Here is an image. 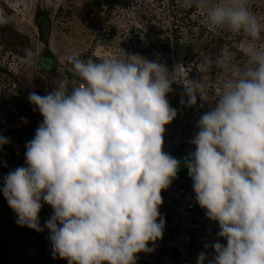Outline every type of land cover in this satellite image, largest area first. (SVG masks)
<instances>
[{"label":"clouds","instance_id":"9594fccd","mask_svg":"<svg viewBox=\"0 0 264 264\" xmlns=\"http://www.w3.org/2000/svg\"><path fill=\"white\" fill-rule=\"evenodd\" d=\"M181 4L203 11L209 30L247 39L243 64L227 48L205 61V70L228 73L215 99L204 79L178 82L165 64L122 49L99 61L68 55L71 82L61 79L44 95L29 93L43 120L25 145V166L3 177L0 192L17 225L48 230L53 259L136 264L138 253L154 251L149 244L162 239L165 227L161 192L180 166L163 151L165 125L177 115L167 95L182 83L187 105L197 96L215 101L200 116L190 141L195 151L185 158L195 200L219 229L197 264H264V21L248 0ZM8 23L0 10V26ZM25 56L30 66L39 62L31 49ZM9 142L0 135V147ZM42 201L53 210L43 227Z\"/></svg>","mask_w":264,"mask_h":264},{"label":"rangeland","instance_id":"374dc122","mask_svg":"<svg viewBox=\"0 0 264 264\" xmlns=\"http://www.w3.org/2000/svg\"><path fill=\"white\" fill-rule=\"evenodd\" d=\"M248 4L264 21V0H248ZM0 10L9 20L0 26V135L10 141L0 147V188L9 171L25 166V145L43 120L28 101L32 91L44 95L37 73L44 76L46 93L51 91L60 81L57 78H65L71 67L66 63L68 55L99 61L119 55L122 49L130 56L158 60L170 72L175 70L178 82L187 76L207 81L212 99L228 73L219 67L205 70V61L218 57L224 48L230 50L234 63L246 60L248 42L244 36L209 30L203 23V11L195 6L185 8L181 0H0ZM37 17L46 22L43 34L35 23ZM174 37H178L175 42ZM26 49L51 59L44 68L46 72L38 70L37 64L26 63ZM171 87L167 99L170 104L174 94L170 106L177 115L165 125L164 134L173 125V136L167 139L163 135V149L178 142L177 147L194 152L190 141L199 130V118L215 106V101L203 103L197 96L196 104L189 106L183 84L173 83ZM188 155L177 153L173 157L182 164ZM159 211L162 214L161 206ZM52 214L51 206L42 201L41 227ZM16 219L0 192V264H68L66 259H53L47 229L37 232L20 227Z\"/></svg>","mask_w":264,"mask_h":264},{"label":"built area","instance_id":"2783aa9c","mask_svg":"<svg viewBox=\"0 0 264 264\" xmlns=\"http://www.w3.org/2000/svg\"><path fill=\"white\" fill-rule=\"evenodd\" d=\"M64 76L65 78L60 76L57 79H68L70 82L73 79L71 73L68 75L65 72ZM172 128L164 134L167 139L168 136H173ZM176 145L179 143H170L163 151L169 153ZM186 153L191 152L186 149ZM161 195L162 215L165 218L163 237L155 246L149 244V247H154V251L138 253L136 264H197L198 255L205 251L204 245L217 241L218 224L207 219L206 210L200 208L195 200L192 185H184L173 179L169 187L162 190ZM219 242L226 246L223 238ZM207 255L210 260L213 255L211 247L207 249ZM204 264H208V260Z\"/></svg>","mask_w":264,"mask_h":264},{"label":"flooded vegetation","instance_id":"af4514ba","mask_svg":"<svg viewBox=\"0 0 264 264\" xmlns=\"http://www.w3.org/2000/svg\"><path fill=\"white\" fill-rule=\"evenodd\" d=\"M35 21H37L38 29L41 31V34H43V31H45V27L47 26L46 22L44 21V18L43 17H37V18H35ZM13 46L16 47V48L19 47L15 43H13ZM28 48H30V47H28ZM38 57H39V62L37 63V69L46 72V69H44V68L45 67L47 68V66H48L47 63H49L51 61V59L50 58H46L42 54L38 55ZM37 75L40 77V80L44 79V76L43 75L41 76L40 73H37ZM39 85H40V83H39ZM170 102H171L170 105L172 106V103H173L172 102V96L170 97ZM177 153L178 154L183 153L185 155L186 154V149H184L183 147H177L176 146L174 148V150H172L170 155L173 157V155L177 154Z\"/></svg>","mask_w":264,"mask_h":264},{"label":"water","instance_id":"95a60500","mask_svg":"<svg viewBox=\"0 0 264 264\" xmlns=\"http://www.w3.org/2000/svg\"><path fill=\"white\" fill-rule=\"evenodd\" d=\"M175 180L184 184V185H192L193 184V181L188 176V170H187V167L185 166V162L180 164L179 171L177 173Z\"/></svg>","mask_w":264,"mask_h":264},{"label":"trees","instance_id":"16d2710c","mask_svg":"<svg viewBox=\"0 0 264 264\" xmlns=\"http://www.w3.org/2000/svg\"><path fill=\"white\" fill-rule=\"evenodd\" d=\"M158 8V7H157ZM35 23H36V25H37V21H35ZM38 26V25H37ZM15 32V31H14ZM174 32H176L175 30H174ZM178 39V37H174V40H173V42H175L177 39ZM165 46V45H164ZM70 71H66V74H68V75H70ZM46 81H44V79H39V83H40V85L42 86L43 85V91H44V94L46 93V90H47V87H46V83H45ZM70 88H71V85L69 86ZM180 145V144H179ZM174 150V149H173ZM172 152V151H171ZM171 152H169L168 154L170 155L171 154Z\"/></svg>","mask_w":264,"mask_h":264}]
</instances>
